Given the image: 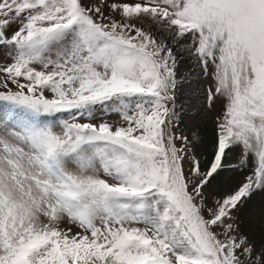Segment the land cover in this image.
I'll list each match as a JSON object with an SVG mask.
<instances>
[{"label": "snow or ice", "instance_id": "1", "mask_svg": "<svg viewBox=\"0 0 264 264\" xmlns=\"http://www.w3.org/2000/svg\"><path fill=\"white\" fill-rule=\"evenodd\" d=\"M0 264H264V0H0Z\"/></svg>", "mask_w": 264, "mask_h": 264}, {"label": "bare ground", "instance_id": "2", "mask_svg": "<svg viewBox=\"0 0 264 264\" xmlns=\"http://www.w3.org/2000/svg\"><path fill=\"white\" fill-rule=\"evenodd\" d=\"M177 72H178V76L180 80L182 81L180 88H179V92H178V103L183 105V108H184L183 123H184L186 130H188L191 124L193 123V118H196L197 115L201 114L200 107H201V104H203L202 101H199L201 98L200 94H202L201 85L203 82H206V81L204 78H201L200 80L197 78L198 69L194 68L193 64L187 59L181 61L177 69ZM198 77L200 78V76ZM203 98H204V95H203ZM202 120L203 119L199 118V120L196 122H199ZM208 128L209 126L208 124H206L201 129V131L205 138V143L207 145V151L210 152L211 145L209 143V137L211 135V130Z\"/></svg>", "mask_w": 264, "mask_h": 264}, {"label": "rangeland", "instance_id": "3", "mask_svg": "<svg viewBox=\"0 0 264 264\" xmlns=\"http://www.w3.org/2000/svg\"><path fill=\"white\" fill-rule=\"evenodd\" d=\"M197 69H198V68H197ZM198 76H200V78H199ZM198 76H197V78H198L199 80H200L201 78H204L202 75H200V70H199V69H198ZM178 79H180L179 76H178ZM204 79H205V78H204ZM204 79H203V80H204ZM205 81H206V82H203L202 85H201V87H202V89H201L202 94H200L201 98H200V100H199V101H202V103H203V104H201V107H200V112H201V114H199V115L196 116L195 121H198L199 118L204 119V114H205V113H208V109H207V107L204 106V98H203V95H205V90H206V88H207V86H208L209 81L206 80V79H205ZM203 91H204V93H203ZM201 99H202V100H201ZM208 126H209L208 129L211 130V129H212V125H211L210 123H208ZM181 127L185 128L184 123H182ZM185 130H186V128H185ZM186 131H187V130H186Z\"/></svg>", "mask_w": 264, "mask_h": 264}]
</instances>
